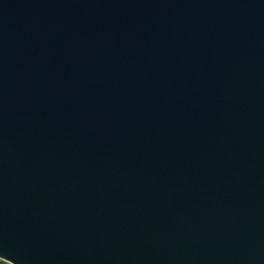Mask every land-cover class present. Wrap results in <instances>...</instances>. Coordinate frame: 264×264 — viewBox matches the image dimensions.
Masks as SVG:
<instances>
[{
  "label": "water",
  "instance_id": "water-1",
  "mask_svg": "<svg viewBox=\"0 0 264 264\" xmlns=\"http://www.w3.org/2000/svg\"><path fill=\"white\" fill-rule=\"evenodd\" d=\"M0 259L264 264V0H0Z\"/></svg>",
  "mask_w": 264,
  "mask_h": 264
},
{
  "label": "trees",
  "instance_id": "trees-1",
  "mask_svg": "<svg viewBox=\"0 0 264 264\" xmlns=\"http://www.w3.org/2000/svg\"><path fill=\"white\" fill-rule=\"evenodd\" d=\"M0 264H10V263L5 262V261H3V260L0 259Z\"/></svg>",
  "mask_w": 264,
  "mask_h": 264
}]
</instances>
